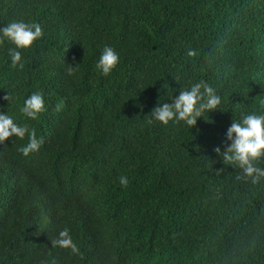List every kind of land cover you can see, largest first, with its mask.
Instances as JSON below:
<instances>
[{
	"label": "trees",
	"instance_id": "obj_1",
	"mask_svg": "<svg viewBox=\"0 0 264 264\" xmlns=\"http://www.w3.org/2000/svg\"><path fill=\"white\" fill-rule=\"evenodd\" d=\"M21 21L43 35L17 49L23 69L0 44V112L44 142L0 143V264H264V179L214 151L233 120L264 115V0H0V28ZM105 46L120 58L107 76ZM200 81L215 110L192 128L152 120ZM64 228L79 254L52 246Z\"/></svg>",
	"mask_w": 264,
	"mask_h": 264
},
{
	"label": "clouds",
	"instance_id": "obj_2",
	"mask_svg": "<svg viewBox=\"0 0 264 264\" xmlns=\"http://www.w3.org/2000/svg\"><path fill=\"white\" fill-rule=\"evenodd\" d=\"M43 35L39 24H30L21 22H11L0 28V44L5 40L15 45V48L8 50L11 57V67L23 69L21 52L17 49H27ZM197 53L190 50L187 55L195 56ZM119 56L116 51L105 46L95 65L97 71L103 75H109L119 63ZM78 65L73 67L69 65L66 74L74 75ZM3 100L11 104L13 97L5 95ZM221 103V98L215 94V90L205 81H200L191 86L189 90H181L178 97L172 98L171 103H158L152 110V120L159 121L167 126L169 122L180 123L183 121L189 127H194L197 119L202 117L205 112L213 111ZM62 102L57 104L56 110L60 111ZM44 98L41 92L32 93L25 101L21 112L30 119H36L39 114L45 111ZM149 120V123L152 122ZM28 135L29 142L26 146L18 149L23 155L28 156L32 152H37L43 144V138L37 139L35 129H29L25 124L23 126L14 122L13 118L0 112V143L9 138L17 137L24 139ZM227 140L230 143L225 145V150L221 152L219 147L214 151L221 157L225 165L238 166L242 175L239 180H250L252 184H258L264 179V169L256 167V162L264 157V115L256 113L244 115L239 122L233 120L227 129ZM128 178L121 176L119 183L127 187ZM53 247L59 246L64 249H70L73 254H79V247L73 242L68 228L59 232L58 238L51 240Z\"/></svg>",
	"mask_w": 264,
	"mask_h": 264
}]
</instances>
